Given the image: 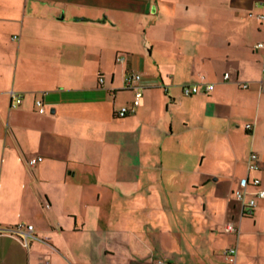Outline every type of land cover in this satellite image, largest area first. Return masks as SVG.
Segmentation results:
<instances>
[{
    "label": "crops",
    "instance_id": "crops-1",
    "mask_svg": "<svg viewBox=\"0 0 264 264\" xmlns=\"http://www.w3.org/2000/svg\"><path fill=\"white\" fill-rule=\"evenodd\" d=\"M262 40L264 0H0V264H264Z\"/></svg>",
    "mask_w": 264,
    "mask_h": 264
},
{
    "label": "built area",
    "instance_id": "built-area-1",
    "mask_svg": "<svg viewBox=\"0 0 264 264\" xmlns=\"http://www.w3.org/2000/svg\"><path fill=\"white\" fill-rule=\"evenodd\" d=\"M259 18L262 19L263 15H260ZM255 47L261 49L263 53V59L261 62V74L262 76H264V40L257 42L255 44ZM122 59L123 58L121 56L116 58L117 61H120ZM228 78H229L228 73H224L223 79L227 80ZM99 81L102 82L103 78L100 77ZM140 82H141V75L139 73H130L126 75L125 77V87L127 89L132 90L134 93V96L131 102L132 108L137 107L140 104V99L142 96V86ZM201 87H203V89L206 92H209L214 88V85L212 83H206L204 81V78L201 77L198 83L183 85L182 94L184 96H191V95L197 94L200 92ZM243 87H246V85H243ZM261 88L264 89V80L261 81ZM10 95H11L10 96V108H14L17 106L18 103H20V96L15 93H11ZM36 105L38 106V111L43 112V106L40 100L36 101ZM130 110L131 109L128 107H122L120 111L118 112V116L123 117ZM249 127L250 125H246V128H249ZM40 160H41V157L32 158L29 161V164L34 165ZM260 169H261V166L258 161L257 154L254 152H251L249 154L248 163H247L248 173L246 177L240 180L239 187L233 191V197L235 201L240 205L241 212L243 215L252 214V211L256 205L257 199L264 198V187L261 184L260 178L256 175L249 176V173H256ZM249 186L255 188V191L253 195L251 196H249L247 193V188ZM224 231L227 233H235V234L239 233L238 228L231 222H228L224 225ZM5 232L21 237L24 246H28L29 240L37 239V237L34 234V227L33 225H30V224L27 225V224L19 223L9 229H6ZM43 240L47 241L48 238L44 237ZM236 251H237L236 247H229V248L223 249L222 254L229 263L234 264ZM45 264H49V263L46 262ZM155 264H170V263L166 260L159 259L155 261Z\"/></svg>",
    "mask_w": 264,
    "mask_h": 264
},
{
    "label": "trees",
    "instance_id": "trees-1",
    "mask_svg": "<svg viewBox=\"0 0 264 264\" xmlns=\"http://www.w3.org/2000/svg\"><path fill=\"white\" fill-rule=\"evenodd\" d=\"M251 214H245V216H250Z\"/></svg>",
    "mask_w": 264,
    "mask_h": 264
}]
</instances>
